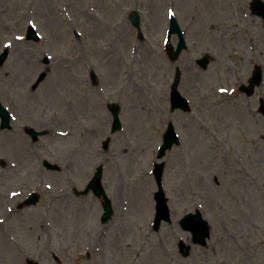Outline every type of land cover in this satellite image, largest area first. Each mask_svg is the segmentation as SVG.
Returning a JSON list of instances; mask_svg holds the SVG:
<instances>
[{
    "label": "rangeland",
    "instance_id": "obj_1",
    "mask_svg": "<svg viewBox=\"0 0 264 264\" xmlns=\"http://www.w3.org/2000/svg\"><path fill=\"white\" fill-rule=\"evenodd\" d=\"M251 1L0 0V100L12 115L11 128L0 127V215L8 206L16 214L0 227L10 235L0 264H14L10 250L21 246L32 251L20 264H264V82L253 97L239 92L255 66L264 75V23ZM171 14L188 44L175 62L165 51ZM30 24L38 41L26 38ZM177 69L188 113L170 108ZM109 103L121 110L114 134ZM169 123L180 137L161 160L172 223L155 232L152 170ZM28 129L46 135L34 142ZM98 166L114 208L107 222L101 200L80 195ZM33 192L40 201L25 206ZM60 205L65 226L54 222ZM196 209L211 233L183 258L178 243L192 235L179 221Z\"/></svg>",
    "mask_w": 264,
    "mask_h": 264
},
{
    "label": "water",
    "instance_id": "obj_2",
    "mask_svg": "<svg viewBox=\"0 0 264 264\" xmlns=\"http://www.w3.org/2000/svg\"><path fill=\"white\" fill-rule=\"evenodd\" d=\"M258 6V7H256ZM253 9L255 10V13L259 12L261 13V10L264 9L263 5H260L259 0H256L253 3ZM131 21L135 26H139V19L138 17L133 14L131 16ZM178 34L179 35V45L177 48V51H169V55L171 57L172 60H176L180 53L182 52L183 49H186V43L185 40L183 38V35L179 29V27L177 26V24L174 22L172 23L171 26V31H170V35L172 34ZM30 38H35L34 34H30L29 35ZM209 57L207 56L206 58H204L203 60H201L199 63L203 66V68H207L208 64H209ZM1 61H3V59H1ZM180 79V71H177V75H176V79H175V84L172 88V93H171V97H172V104H173V108H177L180 107L186 111L189 110L188 107V103L185 99H183L179 92L177 91V86H178V82ZM262 82V70L261 68H257L254 72V76L250 82V87L249 88H243L244 91H246L249 95H251L253 93V90L255 88V86H259ZM1 107V106H0ZM110 109L113 113L114 116V131L118 130L121 128L120 126V122H119V108L111 105ZM260 111L264 114V102H262V107L260 108ZM2 112V110H1ZM32 136L35 138L37 136V133H33L32 132ZM177 141L176 138V134L174 131V128L172 125L169 126L168 132L165 135V144L162 148L161 151V155H164V153L168 150L171 149L173 144ZM108 144H106L107 147ZM162 173H163V165H158L157 166V170H156V178L158 181V184L160 185V192L156 194V199L158 201V207H157V218H156V223H155V229L158 230L159 226L161 224L162 220H167L170 221V212H169V208L167 206V200L165 199V194L161 188V179H162ZM101 176H102V168H99L95 177L93 178V180L91 181L88 189L86 190L87 192L92 189L93 192L97 195V196H104L105 197V193L104 190L102 188L101 185ZM106 199V197H105ZM105 215H104V220H107L110 217V214L112 213V207L110 205V202L106 199V203H105ZM182 225L184 227V229L191 231L194 236H195V242L200 243V244H205L206 238L209 237L210 232H209V227L207 222H205L202 218V215L197 212L196 215L190 214L188 216H186L183 220H182ZM182 253L187 256L189 255V248H187L185 245H181L180 247Z\"/></svg>",
    "mask_w": 264,
    "mask_h": 264
},
{
    "label": "bare ground",
    "instance_id": "obj_3",
    "mask_svg": "<svg viewBox=\"0 0 264 264\" xmlns=\"http://www.w3.org/2000/svg\"><path fill=\"white\" fill-rule=\"evenodd\" d=\"M5 30H7L6 28H5ZM122 32H123V29H122ZM126 37L124 34L122 35V37ZM17 41V40H16ZM16 41H14V42H12V44L14 45L15 43H16ZM10 83V82H9ZM12 85L14 86V87H16V83H14V82H12ZM20 86H18V88H19ZM17 96L20 98V99H23L24 98V91L23 90H20V91H18L17 92ZM74 132H76V130H74V131H70V132H67L66 133V131H64V136L65 135H68V134H73ZM65 194V191H63L62 192V194ZM16 196H18V198H19V195L17 194ZM56 198V200L57 201H62V202H64V201H66V200H69V199H71V197H69V196H67V195H63V196H56L55 197ZM65 199V200H64ZM6 200V199H5ZM4 199H2L1 197H0V202H4L5 201ZM7 201V200H6ZM15 201V200H14ZM61 208H62V210H63V207L60 205V207H58L57 209L58 210H56V215L54 216V222L55 223H57L58 225H66L71 219H70V217H68V215H67V212L66 211H62L61 210ZM75 208V207H74ZM74 208H71V212L72 213H75L74 212ZM10 212L12 213V214H10ZM13 212H14V210H13V208L11 207V206H8L5 210H4V212H2V214L0 215V224H2L3 223V225H0V227L1 226H4V225H6L7 223V218L8 217H13V216H15L16 214H13ZM63 213L65 214V215H63ZM84 215L86 216H88V217H90V215H92L93 214V212L92 213H89V212H86L85 210H84ZM83 213H81V215H83ZM63 215V216H62ZM75 215V214H74ZM74 218H75V216H74ZM72 221V220H71ZM36 232H38V230L36 229ZM5 237H7L8 239H9V237H10V235H3V232H2V235L0 234V248L5 244V245H7L6 243V239H5ZM62 238H64L63 236H62V234H61V230H59V232H57V234L55 235V239H56V241H57V239H59V240H61ZM57 244H58V242H56ZM8 246V245H7ZM40 246V245H39ZM41 248L44 250V252L46 251L47 253H49L50 252V246H46V247H42L41 246ZM12 249H13V251H12ZM10 251L12 252V253H14V256H13V259H12V261L14 262V264H20L19 262L20 261H22V258H24V256L27 254V255H29L30 254V252L32 251V249H29L28 250V252H26L25 251V249H24V246L22 247H15V248H12ZM51 254H55V251H53V252H51ZM103 259H104V257H103ZM59 261V260H58ZM106 263V261L104 260L103 261V263Z\"/></svg>",
    "mask_w": 264,
    "mask_h": 264
},
{
    "label": "snow or ice",
    "instance_id": "obj_4",
    "mask_svg": "<svg viewBox=\"0 0 264 264\" xmlns=\"http://www.w3.org/2000/svg\"><path fill=\"white\" fill-rule=\"evenodd\" d=\"M221 91H224V89H221Z\"/></svg>",
    "mask_w": 264,
    "mask_h": 264
}]
</instances>
